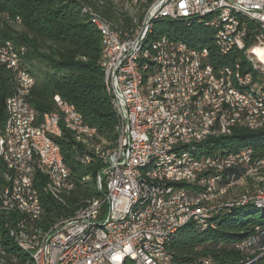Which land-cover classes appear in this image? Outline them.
<instances>
[{"label": "bare ground", "instance_id": "obj_1", "mask_svg": "<svg viewBox=\"0 0 264 264\" xmlns=\"http://www.w3.org/2000/svg\"><path fill=\"white\" fill-rule=\"evenodd\" d=\"M161 0H126L123 13L132 19L134 29L128 32L120 33L99 16L92 13V22L101 34V61L106 47V34H110L120 43H130L136 35L142 37L138 39L136 47L137 58L133 63V80L137 86L140 95H149L146 101V110L149 113H157V103H162V109H169L176 114L175 123L181 126L176 130V134L170 135L173 131V123L156 121V131H162V134H155V141L161 144V148L170 149V155L163 153H153L146 156L142 161L143 172H154L160 168L178 169L188 167L191 162L202 160L205 155H199L197 146L204 141L219 138L231 137L234 132L245 130L248 132H257L264 129V90L256 84L247 83L242 80V67L248 72L258 73V79L264 80V46L257 42H251L249 51L262 58L257 59L251 53L240 54L238 43L228 42L224 39L225 33L229 27H249L246 22L253 23L258 27H253L251 39L261 41L262 27L259 23V17L255 16L249 10L241 7L226 8V14L220 13V10L209 9L198 13L180 17H167V15H157L153 20L152 14L155 13ZM236 18V19H234ZM183 21L187 25L193 22L203 24L213 30L212 45L216 53L226 61L225 65L212 66L210 64L209 53L204 48H194L184 42L170 39L167 35H159L154 39H149L152 34V27L155 21ZM215 23H211L214 22ZM15 23H20L18 18ZM148 25L146 26V24ZM144 30V31H143ZM5 50H0V65L14 72L16 81V91L9 97L5 105V121L0 128V187H9V164L15 162V155H12L13 138H15L16 118L20 117L19 94L24 97V112H32L33 109L27 102V96L33 85V77L24 69L19 68V73L24 77L28 87L20 88L18 72L11 67V60L19 67V60L16 52L10 43L0 45ZM160 50L163 65H169L168 69H161L160 80L150 82L149 70H154L155 61L153 57L155 52ZM206 58V66L214 67L217 71V78L222 79L223 88H231L232 91H219L216 93L215 75H203L204 61L200 58ZM242 62L245 65H242ZM102 68V67H101ZM103 72L104 83L107 93L111 97L113 108L119 120L116 127L117 142L112 150L102 152L94 145L96 132L83 124L81 116L75 111L74 107L65 103H57L58 97L54 98L57 105V111L45 114L41 120L42 124H35V131H40L41 138H32V141H25V147L22 152V163H25V176L27 177L28 186L32 190L33 205L35 210L28 213L26 209H32V201L25 200L22 194L8 193L2 194L3 202H10L7 206L8 222H5V214L0 209V221L6 224V236L12 245L28 256L25 260H18L9 257L5 251L2 238L0 236V264H38L36 251L45 249L50 233L57 231L62 225H77L86 218V214H94L99 209L100 201L104 198V190L97 183L98 172L96 175V190L101 193L98 199L88 200L75 214L68 219L56 223L46 232L35 228L34 222L39 220L43 214V209L39 199V194L34 186V175L36 171L46 176L47 182L44 186V193L55 200H59L62 194L70 191L72 184L69 180V172L62 163L63 178L68 179V184L61 182V175L56 171H51L45 167L44 158L35 156V149H43V142L48 144L51 150L59 151V157L62 161L60 149L55 143L54 138L61 134L60 125L71 131L76 139L88 149L94 150L96 157H108L121 145V126L123 123V113L118 109L114 89L111 86L109 75ZM242 100H239V98ZM255 108L252 109V104ZM79 124H82L80 126ZM206 138V139H205ZM35 147V149H34ZM250 151L245 149L236 154L222 155L216 153L210 157L217 160L218 166H226L225 173L229 170H235L236 158L229 157L241 154V152ZM248 159V158H247ZM7 160V161H6ZM84 163H89V157H85ZM246 158L241 160V167H245ZM264 168V161L259 165H246L245 174L235 180V175L230 174L227 181H233L218 187V191L210 195L198 197L191 200L182 201L180 210H167V213L152 215V223H165L169 218L181 221L172 226L164 235L160 236L162 252H167V245L173 239L175 234L184 226L193 223L200 229L213 228V223L209 222L210 218L216 215V211L233 206H242L254 204L263 207V204L253 202L254 195L246 198L243 196L235 203L223 204L218 206L215 201L226 194V191L238 181L250 179L259 180V171ZM178 178L184 184L182 194H193L188 192L187 186L197 187L199 180V192H206V180H201L200 166L190 165V171H178ZM264 180V176L262 178ZM217 180V172L209 173V181ZM223 181V174H219V182ZM161 185H170L169 176H159ZM13 184L19 185L20 190H27V182L24 181V174L20 170H13ZM144 180L135 181V191H142ZM256 187V186H255ZM194 190V189H193ZM197 191V189H196ZM264 198V197H263ZM146 205L145 195H138L133 199L129 209L123 212L125 224H132L133 228H142V221H138L143 212V206ZM210 215H203L209 214ZM197 216L194 219H188L191 215ZM10 222V224H9ZM90 235L97 233H110V225L103 222L89 224ZM20 238L21 241L18 239ZM27 246H32V250ZM160 253V246L146 248L148 260H153L157 264H170L166 255H157ZM146 264V262L137 260L136 253H121L117 264ZM207 264V262H203Z\"/></svg>", "mask_w": 264, "mask_h": 264}, {"label": "trees", "instance_id": "obj_2", "mask_svg": "<svg viewBox=\"0 0 264 264\" xmlns=\"http://www.w3.org/2000/svg\"><path fill=\"white\" fill-rule=\"evenodd\" d=\"M123 3L124 0L119 3L115 0H0V45L10 43L17 54L19 68L33 77L27 102L38 121L45 114L57 111L54 98L58 97L62 103L74 107L84 125L95 130L94 145L102 152L115 147L119 120L106 91L100 65L101 34L92 22V13L114 30L128 32L134 27L132 19L122 12ZM16 18L20 23L14 22ZM246 23L249 30L258 27ZM14 26H20V29ZM159 35L206 49L214 67L226 63L212 45L213 30L203 24L155 21L149 39ZM251 44L249 42V46ZM242 65L245 64L242 62ZM15 91L14 72L0 65V128L5 121L6 101ZM60 130V136L54 140L69 172L72 188L55 200L44 193L46 176L35 172L34 186L43 214L33 226L43 232L59 221L71 218L88 200L101 197L96 190L99 163L94 150L76 141L73 133L63 125ZM245 149L253 151L256 160L264 158V129L236 131L231 137L207 140L197 146L198 154L206 156L236 154ZM85 157H89V163L83 162ZM246 163L251 164V159L246 158ZM246 165L241 167L242 170ZM259 172L264 174V168ZM230 174L235 175V170L223 174L222 182H226ZM245 183L251 184L250 179ZM186 188L190 193L197 189ZM209 222L213 223V228L202 230L189 223L175 234L166 247L172 256L171 264H264V233L259 242L246 251L236 249V245L257 235L255 230L264 232V206L246 204L224 208ZM0 236L9 257L28 258L6 236L4 221H0Z\"/></svg>", "mask_w": 264, "mask_h": 264}, {"label": "built area", "instance_id": "obj_3", "mask_svg": "<svg viewBox=\"0 0 264 264\" xmlns=\"http://www.w3.org/2000/svg\"><path fill=\"white\" fill-rule=\"evenodd\" d=\"M229 7L245 8L259 17V23L262 27L261 41L251 39V32L247 27H229L228 32L223 35L228 42L238 43L241 55L242 53H251L257 62L261 61L262 58L249 51V42H257L264 46V0H161L149 22L157 15L175 18L209 9H217L220 10V13L226 14V8ZM211 23H215V21ZM142 33L132 38L130 43H120L110 34H106L105 53L103 63L100 65L111 79L118 109L123 113V123L119 148L111 156L98 157L97 183L104 190V198L100 201L98 211L94 214H86L83 222L77 225H62L61 223V227L57 231L50 233L45 249L36 251L38 264H117L119 255L125 252L136 253L137 260L144 261L146 264H157L153 260L147 259L146 248L160 246V253L157 255H166L162 252L160 236L181 221L169 218L165 223L153 224L152 215L167 213V210L178 212L182 201L210 195L217 192L218 187L236 181L245 174V170L241 168L243 158H250L251 165H259L264 161V158L261 160L254 159L253 151L229 156L236 158V165H234L235 180L219 182V174H225L226 166H218L216 159H211L205 155L202 160L191 162L190 165L200 166L201 180H206L207 190L206 192H199V180H194L197 182V191L193 194H182L184 184L178 178V171L188 172L190 165L178 169L160 168L154 172H143L142 161L146 156L153 153L170 155V149L161 148V144H157L155 141V134L163 135L162 131H156V121H163V126L165 123H173V131L170 132V135L176 134V130L180 129L181 126H177L175 123L176 114L173 111L162 109V103H157V113L147 112V97L153 92L149 95L138 93L133 80V63L134 59L137 58L136 47ZM0 50L5 49L0 47ZM200 58L204 61L203 75L216 76V93L232 91L231 88H223V81L217 78L215 68L206 66V58H202L201 55ZM153 61H155V68L149 70L150 82H158L159 85H163L160 80V71L161 69H168L169 65H163L160 50L155 52ZM11 67H14L18 72L20 88L28 87L24 77L19 73V67L13 60H11ZM242 80L256 84L264 90V80L258 79V73L248 72L245 67H242ZM24 102V97L19 94L20 117L16 118L12 149L15 162H8L9 187H0V209L5 214V222H8V215H11L7 214V206H10V202H3L2 194H22L25 200L32 201V209H26L27 212L31 213L35 210L32 190L28 186L25 176V163H22V152L25 141H32V138H41L42 140L40 131H35V124H42V122L38 121L34 110L24 112ZM57 103L62 102L57 99ZM250 103L252 109L255 108V103ZM79 125L82 126V124ZM42 127H46V124H42ZM42 142L43 149H35L34 147L35 156H42L45 167L59 173L61 182L69 185L68 179L63 178L62 163L64 162H61L59 151L51 150L47 143ZM13 170H20L24 174L27 190H20L19 185L13 184ZM210 172H217L216 181H209ZM159 176H169L170 185H161ZM136 180H144L142 191H135ZM138 195H145L146 205L143 206V212L138 219V221H142V228H133V223H124L123 212L125 209H129L133 199ZM253 202L263 204L264 198L261 195H256ZM210 214L212 213L203 215ZM203 215H191L188 219ZM95 222L108 223L110 233L90 235L89 224ZM255 231L257 235L236 245V249L244 252L259 242L260 235L264 232L263 230ZM18 239L21 241L20 238ZM27 247L32 250V246ZM167 257L171 264L172 256Z\"/></svg>", "mask_w": 264, "mask_h": 264}, {"label": "rangeland", "instance_id": "obj_4", "mask_svg": "<svg viewBox=\"0 0 264 264\" xmlns=\"http://www.w3.org/2000/svg\"><path fill=\"white\" fill-rule=\"evenodd\" d=\"M115 1L117 3L120 2V0H115ZM125 4H126V0H124V3L122 5V12L125 7ZM14 27L15 29H20V26H14ZM258 175L260 179L255 181L257 184H254V182L252 181H251V184L245 183L246 179H244L243 181H238L236 184H234L232 187L228 189L229 192L226 191V194L224 196L219 197L215 201V204L218 206H221L226 203L227 204L235 203L243 196H245L246 198H249L252 195L254 196L261 195V197H264V180L262 179L264 174L259 173ZM245 190L246 191L249 190L248 193L241 196V194L246 193ZM227 193H228V196L226 197ZM258 205L260 204L258 203ZM127 264H131V263H127Z\"/></svg>", "mask_w": 264, "mask_h": 264}]
</instances>
